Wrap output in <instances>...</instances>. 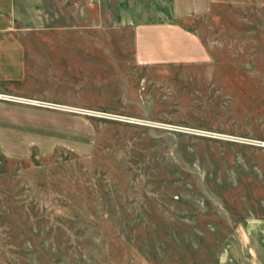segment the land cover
Wrapping results in <instances>:
<instances>
[{
  "label": "rangeland",
  "instance_id": "374dc122",
  "mask_svg": "<svg viewBox=\"0 0 264 264\" xmlns=\"http://www.w3.org/2000/svg\"><path fill=\"white\" fill-rule=\"evenodd\" d=\"M210 3L209 60L156 67L125 1L44 0L99 80L0 138V264H264V0Z\"/></svg>",
  "mask_w": 264,
  "mask_h": 264
},
{
  "label": "crops",
  "instance_id": "0c3cea01",
  "mask_svg": "<svg viewBox=\"0 0 264 264\" xmlns=\"http://www.w3.org/2000/svg\"><path fill=\"white\" fill-rule=\"evenodd\" d=\"M117 1L133 9L134 60L139 64L157 67L209 60L200 36L183 20L194 12L207 11L211 0ZM43 3L0 0V92L85 105L84 85L99 80L98 47L66 44L60 26L46 23V14L40 10ZM94 62L96 72L82 69L92 68ZM48 112L49 108L0 98V138L37 134L40 128L34 127V120ZM41 124L44 129L46 124ZM17 147L11 144L9 149Z\"/></svg>",
  "mask_w": 264,
  "mask_h": 264
},
{
  "label": "built area",
  "instance_id": "2783aa9c",
  "mask_svg": "<svg viewBox=\"0 0 264 264\" xmlns=\"http://www.w3.org/2000/svg\"><path fill=\"white\" fill-rule=\"evenodd\" d=\"M0 98L1 99H6V100H13V101H17V102H24V103H28V104H32V105H41V106H45V107H54V108H60V109H70V110H74V111H84L86 112H93L91 110L85 109V108H78L75 106H71V105H64V104H60V103H56V102H48V101H44V100H40V99H33V98H28V97H24V96H17L14 94H6V93H2L0 92Z\"/></svg>",
  "mask_w": 264,
  "mask_h": 264
}]
</instances>
